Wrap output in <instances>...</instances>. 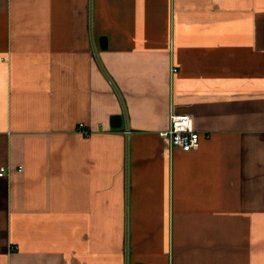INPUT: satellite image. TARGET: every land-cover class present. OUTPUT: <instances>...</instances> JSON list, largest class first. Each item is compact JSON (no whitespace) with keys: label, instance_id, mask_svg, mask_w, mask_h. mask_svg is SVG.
Instances as JSON below:
<instances>
[{"label":"crops","instance_id":"crops-1","mask_svg":"<svg viewBox=\"0 0 264 264\" xmlns=\"http://www.w3.org/2000/svg\"><path fill=\"white\" fill-rule=\"evenodd\" d=\"M1 167L0 264H264V0H0Z\"/></svg>","mask_w":264,"mask_h":264},{"label":"built area","instance_id":"built-area-1","mask_svg":"<svg viewBox=\"0 0 264 264\" xmlns=\"http://www.w3.org/2000/svg\"><path fill=\"white\" fill-rule=\"evenodd\" d=\"M79 127L82 128V125ZM159 136L167 141L170 149L190 151L199 145V134L192 128L191 118L185 115L171 113L167 129L159 132ZM5 174L6 168L1 167L0 177Z\"/></svg>","mask_w":264,"mask_h":264},{"label":"water","instance_id":"water-1","mask_svg":"<svg viewBox=\"0 0 264 264\" xmlns=\"http://www.w3.org/2000/svg\"><path fill=\"white\" fill-rule=\"evenodd\" d=\"M99 44H100V47L103 48V49L106 47V39H105V37H100ZM110 123H111V127L112 128H119L120 125H121V118L119 116H113L111 118Z\"/></svg>","mask_w":264,"mask_h":264}]
</instances>
